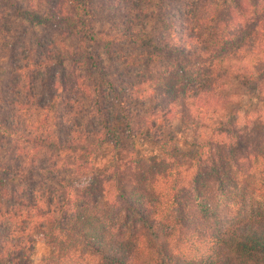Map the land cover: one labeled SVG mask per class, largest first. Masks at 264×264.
<instances>
[{"label":"clouds","instance_id":"clouds-1","mask_svg":"<svg viewBox=\"0 0 264 264\" xmlns=\"http://www.w3.org/2000/svg\"><path fill=\"white\" fill-rule=\"evenodd\" d=\"M0 264H264V0H0Z\"/></svg>","mask_w":264,"mask_h":264}]
</instances>
